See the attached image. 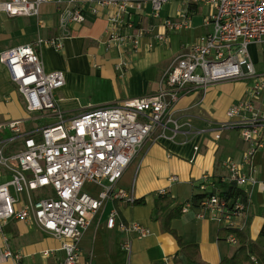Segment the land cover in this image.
I'll return each mask as SVG.
<instances>
[{"label": "built area", "instance_id": "obj_1", "mask_svg": "<svg viewBox=\"0 0 264 264\" xmlns=\"http://www.w3.org/2000/svg\"><path fill=\"white\" fill-rule=\"evenodd\" d=\"M93 5L87 11L98 14L106 9V40L110 48L135 53L139 46L140 29H135L132 15L150 8V16L159 18L166 4L188 0H89ZM212 11L204 19L210 32L199 36L185 47L163 71L157 91L143 97L127 98L117 103L90 108L81 114L68 117L60 109L55 97L64 86V74L46 72L36 51L40 46L61 49L59 39L38 38L32 44L20 45L0 52L10 82L25 102L28 112L51 115L54 123L42 128L38 137L20 131L21 121L0 124L13 133L9 142L19 140L20 148L6 153L0 143V167L10 173V179L0 184V262L12 259L21 264L22 255L12 252L7 245L3 227L10 220L31 221L47 236L60 241L64 257L58 264H90L81 260L79 242L90 227L97 211L110 198L132 204V191L114 189L124 170L136 156L143 143L157 132L158 137L173 139L179 125L172 117V108L189 89L205 92L208 87L223 82H247L246 98L233 104L227 111L228 120L219 124L220 130L236 129L247 145L242 163L226 160L224 181L243 189L255 183L252 155L264 147V72H258L251 62L248 47L264 44V0H200ZM55 2L59 8V24L83 23L84 9L70 0L71 7H62V0H5L0 1V13L9 17H38L40 6ZM62 7V8H61ZM166 31H178L190 26L187 11L179 19H164ZM136 30V33H132ZM143 31V30H142ZM144 32V31H143ZM167 37L157 33L153 40L165 43ZM152 48V43H148ZM126 66L122 60L119 68ZM169 126H171L169 128ZM171 134L167 135L166 131ZM219 139V135L215 136ZM247 167L244 170L243 167ZM170 180L176 181L172 177ZM104 181L107 182L103 185ZM101 187L96 197L83 191V186ZM33 193L36 197H33ZM165 195V190H159ZM244 201L211 194L201 200L196 218L225 222L226 228H236L234 219L246 214L248 196ZM190 203L182 206L187 212ZM117 227L123 233H132L138 239L150 235L148 228L138 224L116 223L112 211L106 227ZM264 227V226H263ZM226 240L236 245L234 234ZM122 250L129 255L131 243L124 241ZM48 255L47 252L43 256ZM161 264H168L165 260Z\"/></svg>", "mask_w": 264, "mask_h": 264}, {"label": "crops", "instance_id": "obj_2", "mask_svg": "<svg viewBox=\"0 0 264 264\" xmlns=\"http://www.w3.org/2000/svg\"><path fill=\"white\" fill-rule=\"evenodd\" d=\"M69 1L62 0L61 6L71 7L73 4ZM92 5L89 0H78L73 6L84 9L85 20L79 24L69 23L65 28L59 24V6L55 2L42 4L38 17H9L0 13V52L32 44L38 38L61 41L59 50L42 45L36 51L46 72L60 71L64 74V86L56 91L55 97L68 117L90 108L155 93L158 81L172 59L211 30L209 25L204 24V19L212 9L200 0L172 1L163 6L159 18L151 17L150 8L146 6L142 12L132 15L135 29H140L141 36L137 51L129 54L127 51L108 49L105 44L108 26L106 9L99 8L98 14L92 15L87 11ZM181 11H187L190 26L166 31L162 26L163 20H177ZM136 30L131 32L136 33ZM157 33L167 37L165 43L153 40ZM149 42L152 48H148ZM254 45L258 44L249 47ZM249 56L254 65L250 52ZM122 60L126 61V66L119 68ZM256 71L264 72V68ZM247 89V82H223L208 87L205 92L189 89L180 96L171 111L179 125L174 138L158 137L154 131L115 184L114 189L132 191L134 199H142L143 203L132 205L120 199L106 200L82 236L79 245L81 260L90 264H127L128 257L121 245L129 241V264H161L165 260L168 264H187L182 255L177 254L178 245L165 229L166 223L168 229L184 242L198 245L200 259L206 264H219L223 258L233 255L238 244L229 243L225 235L219 234L220 229L226 228L225 222L198 219L194 208L185 213H178L175 209L197 193L214 191L216 178L227 176L224 161L230 159L242 163L247 145L238 131L220 130L218 126L228 120V109L246 98ZM78 91L89 94V100L83 105L75 102ZM2 101L9 104L8 116L12 118L2 120L0 114V124L19 120L22 134L33 133L38 137L42 128L54 123L51 115L26 110L24 100L10 82L5 66L0 64V107ZM30 113L36 115L30 117ZM32 121L37 122L39 127L35 128ZM166 134L170 135V130ZM216 135L219 139L215 138ZM13 137L9 129L0 131V143L6 153H13L21 146L19 140L9 142ZM251 164L255 171V183L242 189L248 196L246 214L234 221L250 241L264 249V237L260 235L264 226V147L252 155ZM243 168L247 170L246 166ZM172 177L176 181L170 180ZM9 179L10 173L0 167V184ZM84 187V192L89 195H98ZM162 189L166 194L161 196L158 193ZM112 211L116 213V223H138L148 228L150 235L138 239L132 233L119 231L116 226L108 229L106 220ZM168 215L174 216L168 219ZM3 231L9 249L21 253V264H58L64 257L60 241L44 234L31 221L10 220ZM44 252L48 255L43 256ZM0 264H15V261L9 259Z\"/></svg>", "mask_w": 264, "mask_h": 264}, {"label": "trees", "instance_id": "obj_3", "mask_svg": "<svg viewBox=\"0 0 264 264\" xmlns=\"http://www.w3.org/2000/svg\"><path fill=\"white\" fill-rule=\"evenodd\" d=\"M223 179L224 178L217 177L213 182L216 186L214 191L193 195L189 201H186L182 205H178L175 209L176 212L180 213L182 206L186 203H190L191 208L197 209L201 200L211 194H215L216 192L220 197L225 199L234 200L236 198H240L244 201L245 197L242 189L237 188L234 184L224 181ZM142 203L143 200L138 199L134 200L132 205H139ZM171 216L174 215H168V219H170ZM165 229L175 239L179 248L177 254L182 255L187 264H206L200 259L198 245L196 243L184 242L174 231L168 229L167 223L165 225ZM219 234L221 236L234 234L238 241V247L234 251L233 255L229 258H223L219 264H264V249L256 242L250 241L243 231L236 228H223L220 229ZM260 235L264 237V227L262 228Z\"/></svg>", "mask_w": 264, "mask_h": 264}, {"label": "rangeland", "instance_id": "obj_4", "mask_svg": "<svg viewBox=\"0 0 264 264\" xmlns=\"http://www.w3.org/2000/svg\"><path fill=\"white\" fill-rule=\"evenodd\" d=\"M249 52H250V55H251V57H252V59L254 61V65H255L256 69L259 70V69L264 68V54H262L264 52V45L262 44V45L251 46V47H249ZM88 95H89L88 93H83L81 91H78L77 99H75V102L77 104L81 103V105L85 104L89 100L88 99ZM16 97H17V95H16ZM19 102L22 105V106H20L22 108L23 107V102H22V100L20 98H19ZM24 104H25V102H24ZM8 107H9V104H7V102H5V101L1 102L0 111L2 110L3 112H0V114L2 116V120H11V118H12L11 116H8V111H7ZM35 115H36V113H30L29 116L33 117ZM1 116H0V118H1ZM31 123L33 124V126L35 128L39 127V124L37 122L32 121ZM106 184H107V182L104 181L103 185H106ZM84 189H88V190H90V191H92L94 193H97V194L102 190L101 187L95 186L93 184H91V185L90 184H85ZM33 197H36L35 193H33ZM85 233H84V235H85ZM82 238H81V240H82ZM81 240L79 242V245L81 243ZM89 244H90V241H89Z\"/></svg>", "mask_w": 264, "mask_h": 264}]
</instances>
